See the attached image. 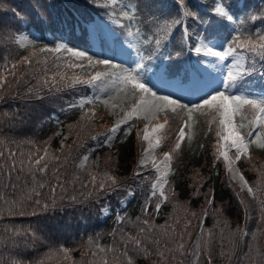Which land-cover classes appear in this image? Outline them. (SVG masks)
Masks as SVG:
<instances>
[{"label": "snow or ice", "instance_id": "6c2138e0", "mask_svg": "<svg viewBox=\"0 0 264 264\" xmlns=\"http://www.w3.org/2000/svg\"><path fill=\"white\" fill-rule=\"evenodd\" d=\"M37 15L42 25L54 27L51 46L29 38L20 27L27 18L0 4L5 45L0 50V102L22 101L20 109L0 116L43 126L47 109L59 107L64 113L77 111L78 118L66 125V132L61 127L39 144L13 140L17 151H0V189L6 193L0 196V219L6 214L39 220L66 208L108 217L113 199L122 207L130 198L143 202L135 219L115 211V227L107 233L110 245L100 243L102 233L89 235L79 246L65 241L53 248L49 243L44 257L32 264H137L138 259L216 264L217 257L227 264L234 259L264 264V163L253 162L254 151L264 153V8H253L250 0H60ZM133 52L137 59H130ZM85 88L92 94H83ZM66 92L80 95L64 100ZM101 108L113 118L110 125ZM201 117L207 132H215L213 156L223 158L243 226L232 228L224 208L215 207L213 188L201 191L210 177L199 169L193 170L189 185L194 196L204 197L199 212L190 201L176 200L184 148L193 151L192 129ZM139 121L144 126L136 130L138 152L131 174L122 176L119 157ZM54 137L60 144L53 150ZM204 147L198 144L199 150ZM241 161L257 173L254 181L246 178ZM168 203L172 213L164 224L155 223ZM253 205L259 210L255 230L248 227ZM209 215L213 229H219L218 251L216 233L204 227ZM39 231L5 227L0 243L13 249L43 245L50 237ZM0 264L25 262L0 257Z\"/></svg>", "mask_w": 264, "mask_h": 264}, {"label": "trees", "instance_id": "16d2710c", "mask_svg": "<svg viewBox=\"0 0 264 264\" xmlns=\"http://www.w3.org/2000/svg\"><path fill=\"white\" fill-rule=\"evenodd\" d=\"M60 2V0H0V4L7 6H11L16 8L22 15L27 18V22L23 24H31L36 25L40 22L38 19V12L41 8L46 7L49 4H55ZM251 5L255 8L256 2L255 0H250ZM264 8V3L258 4V8ZM260 28V27H259ZM5 47L3 43V36H0V50H3ZM17 46L12 45V48L15 50ZM0 71H4L3 63L0 62ZM34 83V81H33ZM15 95V93H13ZM18 107H22V101L20 100H12L11 98H7L4 102H0V113L7 112L11 114L12 112L18 110ZM76 119L75 114L69 118H64L61 121V125L63 126L66 132V125L70 124L72 121ZM43 120L44 117H43ZM46 122V120H45ZM19 124V125H18ZM18 125V127H17ZM177 125L174 123L172 125L173 132L175 131ZM20 128V129H19ZM19 129V130H18ZM56 130V126H47L43 124L41 126L38 121L33 120L30 123L24 124L20 123L17 120H12L9 118L6 120L4 117L0 116V151H3L5 155H7L9 147L13 151H17L16 144H12L11 141L15 140L17 142L23 141L25 139L35 140L38 144L44 140H47L48 137L53 136V132ZM134 131V130H133ZM193 132V142L192 149L193 151H189L187 147L184 148L183 154V164L180 167L181 177L175 180L176 186V200L183 203L185 201H190V207L194 210L198 211L204 204V197L194 196L193 188L189 185L192 184L191 177L194 175V169H199L201 175L205 177H210L209 180L205 182L204 188L201 190L202 192H207L209 187L214 189L215 193V202L224 206V217L227 218L231 222L232 228H235L237 224L243 226V216L242 213L238 216L236 206L237 199L234 195V192L225 187L223 184L222 178V166L221 161L215 160L213 156V145L216 144V136L215 132H207V125L205 123V118L201 117L200 121L197 125L192 129ZM123 135V133H121ZM131 142L130 146H125L120 154V175H130V163L136 155L135 149V139L134 132L129 137ZM203 143L205 145L204 149L201 151L198 149V144ZM59 142H57V137H54L51 141L52 149H57L59 147ZM167 144H171L170 141ZM119 147L120 145L117 144ZM22 150L28 151V145H22ZM195 152V155L193 154ZM253 162L258 165L259 160L264 162V153L259 151L253 152ZM4 164V160L0 159V165ZM260 164V163H259ZM215 165V167H213ZM239 166L245 171L247 179L254 181L257 177V173L255 171H250L251 165L245 161L239 162ZM259 166V165H258ZM128 169V171H125ZM71 171V169H69ZM219 173V175H217ZM79 185H77V188ZM11 189L7 190V194L9 198H11ZM6 193L0 189V196L5 195ZM45 197L48 196V190L44 189ZM116 199H113L112 203L115 204ZM143 202V198L139 197L137 204L131 206L127 213L132 219H135L136 216L140 215V205ZM172 213V204L168 203L162 206L161 212L159 216L154 217V222L157 224H164L168 218V216ZM253 221L249 222L248 227L251 230H255L256 223L259 216H256V211L253 213ZM82 218L77 217L75 225L77 231L75 234L69 229V221L67 222V217L64 211L57 210L55 212H49L43 216L41 219H37L32 216H13L8 217L5 216L0 219V241L3 240V230L5 227H32L40 230L38 232L39 235L50 237V240L45 244L37 243L35 246H29L27 248H19L13 249L10 244L5 246L4 243H0V257L4 259H8L9 257L23 260L25 264H32V262L41 259L44 257L45 253L48 251V244L50 243L52 247H56L58 243H64L67 241L69 244L73 246H79L82 239L86 240L88 237V233L85 232L83 234H79L80 232V221ZM106 228H104L100 233L103 234V237L100 243L110 245L112 243V237L107 235L111 228L115 227L114 219H110ZM58 224H64L66 227L64 229H59L57 227ZM197 221L193 220V225L196 227ZM214 218L210 215L204 221L205 230L213 229ZM131 226H129L130 228ZM216 233V249H219V229H213ZM247 239V238H246ZM74 242V243H73ZM261 244H264V238H261ZM225 241V245H226ZM78 258V253L76 254ZM137 264H148V262L138 259ZM216 264H227L226 259L217 257ZM232 264H239V262L234 259Z\"/></svg>", "mask_w": 264, "mask_h": 264}, {"label": "rangeland", "instance_id": "374dc122", "mask_svg": "<svg viewBox=\"0 0 264 264\" xmlns=\"http://www.w3.org/2000/svg\"><path fill=\"white\" fill-rule=\"evenodd\" d=\"M18 109H20V107H18ZM102 109H103V108H102ZM100 114L103 115V116L105 117V120H106L107 123H109V122L112 121V119H113L112 117L108 116L107 112H106L104 109H103V111L100 112ZM21 115H23V113H21ZM18 125H19V124H18ZM18 125H17V127H18ZM19 129H20V128H19ZM19 129H18V130H19ZM103 156H104V155H103ZM259 163L261 164V163H264V162L259 160ZM259 163H258V165H259ZM193 227L195 228L194 225H193ZM196 231H198V229H196ZM194 236H195V233H194ZM194 236H193V239H194Z\"/></svg>", "mask_w": 264, "mask_h": 264}]
</instances>
